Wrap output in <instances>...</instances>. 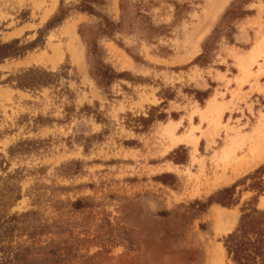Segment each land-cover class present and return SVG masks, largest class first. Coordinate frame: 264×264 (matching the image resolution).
<instances>
[{"label":"rangeland","instance_id":"obj_1","mask_svg":"<svg viewBox=\"0 0 264 264\" xmlns=\"http://www.w3.org/2000/svg\"><path fill=\"white\" fill-rule=\"evenodd\" d=\"M263 44L264 0H0V264H229Z\"/></svg>","mask_w":264,"mask_h":264},{"label":"trees","instance_id":"obj_2","mask_svg":"<svg viewBox=\"0 0 264 264\" xmlns=\"http://www.w3.org/2000/svg\"><path fill=\"white\" fill-rule=\"evenodd\" d=\"M64 16L65 13L61 11L55 23L61 22ZM7 48L9 47L0 48V56L4 55ZM254 186L259 194L264 193L262 184L256 182ZM234 190L235 186L224 190L216 203L223 206L232 204L229 195ZM224 244L229 264H264V210L257 207L244 210L236 229L225 238Z\"/></svg>","mask_w":264,"mask_h":264},{"label":"crops","instance_id":"obj_3","mask_svg":"<svg viewBox=\"0 0 264 264\" xmlns=\"http://www.w3.org/2000/svg\"><path fill=\"white\" fill-rule=\"evenodd\" d=\"M240 39H241V37H240ZM242 40L245 41V42L248 41V39H247V37H246L245 35L243 36ZM262 47H263V49H264V44L262 45ZM226 79H229V78L226 77ZM230 80H231V79H230ZM216 81L219 82V83L223 81V74H222V73L219 74L218 72H216ZM263 81H264V75H263V76L261 77V79H260V84H261L262 88L264 87V85H263V83H262ZM232 83H234V80H231L230 84H226L225 82H223L222 87H219V88H221L222 93H223L225 96H227V93H231L230 91H231V89L233 88ZM217 91H218V90H216V95L218 96L217 101H218L219 103H221L222 98H221V96L219 95V93L217 94ZM255 92H256V91H255ZM254 95H255V94L253 93V96H254ZM226 100H229V99L227 98ZM226 113H227V112H225V114H226Z\"/></svg>","mask_w":264,"mask_h":264}]
</instances>
